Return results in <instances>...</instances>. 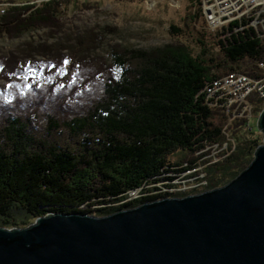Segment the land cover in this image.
<instances>
[{"label":"trees","instance_id":"16d2710c","mask_svg":"<svg viewBox=\"0 0 264 264\" xmlns=\"http://www.w3.org/2000/svg\"><path fill=\"white\" fill-rule=\"evenodd\" d=\"M63 3L2 7L0 31L57 28L68 10ZM199 5L194 0L183 19L191 30L169 26L193 39L197 52L179 42L149 49L115 44L101 55L102 33L94 31L65 35L49 48L27 43L1 52L0 79L7 85L0 88V226L24 227L54 212L105 216L185 195L168 191L180 184L171 181L199 165L200 181L212 189L251 162L262 141L254 124L262 101L252 95L255 116L246 126L242 116L211 110L202 90L228 72L252 74L264 60V37L238 22L197 29L199 18L206 22ZM215 117L222 121L213 123ZM229 141L233 149L221 156ZM224 142L217 160L207 158L205 147ZM138 188L140 196L129 199ZM92 203L99 207L90 209Z\"/></svg>","mask_w":264,"mask_h":264},{"label":"water","instance_id":"95a60500","mask_svg":"<svg viewBox=\"0 0 264 264\" xmlns=\"http://www.w3.org/2000/svg\"><path fill=\"white\" fill-rule=\"evenodd\" d=\"M251 162L226 184L106 216L0 226V264H264V106Z\"/></svg>","mask_w":264,"mask_h":264},{"label":"rangeland","instance_id":"374dc122","mask_svg":"<svg viewBox=\"0 0 264 264\" xmlns=\"http://www.w3.org/2000/svg\"><path fill=\"white\" fill-rule=\"evenodd\" d=\"M44 0H5V3H0V15L4 14L6 6H22V5H38L40 2ZM64 6L68 5V10L62 12V16L57 19V28L53 26L43 27L41 29H31L29 31L23 32L21 27H16L17 31L20 35L16 36V30L12 29L13 34L8 31H0V54L6 53L9 50H14L16 47H24L25 49L28 47V44H32V47L38 48L40 44H45L47 47H51L58 38L71 37L75 33H89V32H97L102 33V44L96 50V53L101 55H107V51L110 49V46L119 44L128 48H142L149 49L152 47L162 46L167 43H179L184 42L193 48V51L197 52L200 48L196 46L193 42V39H189L188 37L177 35L173 30L170 29V25H178L182 29L191 30L193 23L189 25L185 24L183 21L185 15L189 12L187 10H192L189 8V5L193 3L194 0H63ZM204 0H200V11L203 15V18L206 20V11L203 7ZM9 2V3H6ZM3 7V8H2ZM4 10V11H3ZM195 27L197 29H205L210 31H216L222 26H226L223 24L219 28L212 29V27L206 21L205 24L202 18H199L195 23ZM15 26V25H13ZM52 27V28H51ZM22 30V31H21ZM48 38V39H47ZM47 39V40H46ZM212 46H206L209 48ZM57 48V47H56ZM58 49V48H57ZM34 50V48H31ZM201 50V49H200ZM27 51V50H26ZM65 51V50H64ZM217 51V49H216ZM33 53V52H32ZM39 58V57H38ZM27 61L23 62V67L26 65ZM259 63V62H258ZM258 63L256 70L252 74L242 73V72H228L223 74L220 77H225L230 75L231 73L248 75V76H257L261 74V70L258 69ZM68 66V63H66ZM65 66V67H66ZM67 72L66 70L64 71ZM71 72V71H70ZM69 72V73H70ZM64 77V73L61 74V80ZM70 75H65V80L69 78ZM239 77L235 78V81ZM253 78V77H252ZM234 81V82H235ZM232 82V83H234ZM254 82L251 81L249 83L245 82L246 87H252ZM239 84V83H238ZM257 85L258 82H255ZM7 85V81L0 79V88H4ZM210 86L219 87L220 79H212L209 84ZM240 88V87H237ZM244 87L241 89L243 92ZM228 88L222 87L219 91L223 92L228 96L226 92ZM264 91V88H263ZM206 93V92H205ZM240 93L238 90L237 94ZM248 93V92H247ZM246 93V94H247ZM245 94V95H246ZM255 95V98L258 97L262 104H264V96H261L259 93L252 91L247 95V99H244L245 102H238L233 99L234 102L229 103L226 102L228 109L230 108L229 113L232 114V109L236 111L233 116H242L246 119V126L252 124V118H254L255 114L252 112L254 107V99L251 98L252 95ZM207 99V100H206ZM206 105L212 110L215 107L210 104L211 101L208 97L204 98ZM250 107L247 112V108L243 109V107ZM264 106V105H263ZM226 111V110H225ZM260 110L258 111V113ZM257 113V115H258ZM257 117V116H256ZM221 119L213 118V123H220ZM256 121V118H255ZM223 123V122H222ZM255 124V122H254ZM231 143L230 149L222 154L221 156H225L228 152L233 149V143ZM227 143L224 142L220 147L216 144L212 146L205 147V151L210 152L208 157H213V161L217 160L213 155L216 153L222 152L227 149ZM211 148V151H210ZM191 173H194L192 176ZM187 175V176H184ZM183 177H175L171 182L180 183L175 188H169L172 194L184 192L185 195L189 194H197L203 191L209 190L205 188V181H200L204 176L202 173V165L197 166L195 169L190 171H186L182 173ZM188 176H192L187 178ZM164 190V189H162ZM139 188L136 190H129L128 198H134L140 196L138 194ZM185 195H172L167 197H183ZM161 199V198H159ZM156 200V199H155ZM121 203V202H120ZM120 203H116L120 204ZM90 206V205H89ZM96 203H92L89 207L90 209H96ZM94 216L102 217L104 214L96 215V213L92 212ZM106 216V215H105ZM33 221V220H32ZM31 221V222H32Z\"/></svg>","mask_w":264,"mask_h":264},{"label":"built area","instance_id":"2783aa9c","mask_svg":"<svg viewBox=\"0 0 264 264\" xmlns=\"http://www.w3.org/2000/svg\"><path fill=\"white\" fill-rule=\"evenodd\" d=\"M203 2V7L206 11V21L212 29L219 28L223 24L238 22L239 28L253 27L259 32L260 36L264 37V0H204ZM258 69L261 70V74L257 76L231 73L225 77H219L217 78L220 79L219 87H204L202 91L206 92L205 96L211 100L210 104L230 111L226 102L232 103L234 102L233 99L242 102L247 99L248 93L252 91L264 96V60L259 61ZM237 77L239 78L235 81ZM251 81L254 82L252 84L254 86L247 88L245 82L249 83ZM255 82H258V84L256 85ZM224 86L228 88L225 92L228 96L219 91ZM243 87V92H241ZM238 90H240V93L237 94ZM246 108L248 112L250 107H243V109ZM234 113L236 111L232 109V114L234 115Z\"/></svg>","mask_w":264,"mask_h":264},{"label":"bare ground","instance_id":"6f19581e","mask_svg":"<svg viewBox=\"0 0 264 264\" xmlns=\"http://www.w3.org/2000/svg\"><path fill=\"white\" fill-rule=\"evenodd\" d=\"M205 87H214V86L206 85Z\"/></svg>","mask_w":264,"mask_h":264}]
</instances>
